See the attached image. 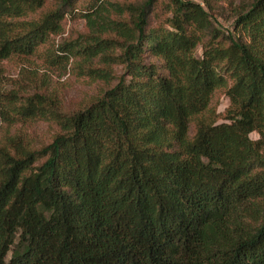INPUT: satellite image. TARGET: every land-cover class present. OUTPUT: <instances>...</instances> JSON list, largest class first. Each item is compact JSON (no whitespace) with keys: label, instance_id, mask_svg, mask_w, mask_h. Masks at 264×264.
<instances>
[{"label":"trees","instance_id":"obj_1","mask_svg":"<svg viewBox=\"0 0 264 264\" xmlns=\"http://www.w3.org/2000/svg\"><path fill=\"white\" fill-rule=\"evenodd\" d=\"M76 1L0 0V264H264V0L228 34L195 0L153 27L156 0H93L53 43ZM53 70L117 83L67 111Z\"/></svg>","mask_w":264,"mask_h":264},{"label":"rangeland","instance_id":"obj_2","mask_svg":"<svg viewBox=\"0 0 264 264\" xmlns=\"http://www.w3.org/2000/svg\"><path fill=\"white\" fill-rule=\"evenodd\" d=\"M113 3H134L141 4L146 0H109ZM169 0H156L149 9L148 15L149 26L153 27L171 16L167 2ZM204 5L211 16L214 25L217 26L222 33L228 34L234 31V21L239 10L247 6L252 0H195ZM93 0H77L75 2V9L69 8V12L64 20V30L61 34L53 35V43H59L65 40H71L80 37L81 35L89 33L87 20L81 16V12L85 10ZM61 0H48L46 7L60 6ZM112 17L118 18L117 15L112 14ZM125 18H129L128 15ZM202 45L196 50V55H202ZM148 61L160 63L161 61L156 57H149ZM6 72L11 77H18L22 64L16 60L2 61ZM40 74L46 71L42 66L40 60H37ZM118 75L124 72L123 66L115 67ZM51 74L53 88L58 89L62 97L63 107L67 111H76L79 108L92 102L97 96L105 92L108 88L113 87L117 80L107 83L101 80L93 81L87 77L77 76L75 73L67 70L66 72L55 71ZM42 75H39L41 77ZM228 105V98L225 97L222 91H217L213 98L212 107L217 106L219 111ZM59 126L53 122L46 121H26L19 123L15 130L20 131L25 138H28L33 145L39 147L43 144L51 142L52 137L59 131ZM252 137L256 138L257 134L252 133Z\"/></svg>","mask_w":264,"mask_h":264}]
</instances>
